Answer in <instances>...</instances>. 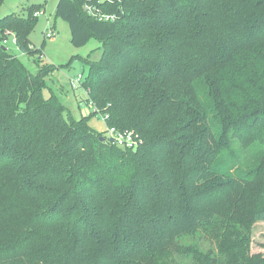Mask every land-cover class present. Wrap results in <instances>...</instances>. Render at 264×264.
I'll return each instance as SVG.
<instances>
[{
  "label": "trees",
  "instance_id": "1",
  "mask_svg": "<svg viewBox=\"0 0 264 264\" xmlns=\"http://www.w3.org/2000/svg\"><path fill=\"white\" fill-rule=\"evenodd\" d=\"M82 2L55 6L74 46L100 42L79 119L43 94L40 7L0 18V264H264V0H122L113 22ZM98 113L141 145L100 141Z\"/></svg>",
  "mask_w": 264,
  "mask_h": 264
},
{
  "label": "rangeland",
  "instance_id": "2",
  "mask_svg": "<svg viewBox=\"0 0 264 264\" xmlns=\"http://www.w3.org/2000/svg\"><path fill=\"white\" fill-rule=\"evenodd\" d=\"M58 0H3L0 3V18L14 13L25 16L29 7H40L41 14L37 17V23L31 31L29 38L31 43L36 47L42 48V60L55 67V71L47 78V88L43 94L48 96L54 92L66 106L65 113L74 119L92 112V108L85 101L84 94L80 90H73L70 86V78L82 73H87V65L81 59L92 53V59H98L100 52L95 50L100 46L96 38H91L86 44L74 46L70 41L69 24L60 17L55 15V6ZM47 20L54 26L55 35L52 38H45ZM7 43L4 44L11 51L19 55L22 62L32 71H36L33 59L20 54L14 40V34L7 33L4 35ZM1 42V39H0ZM2 44V43H1ZM89 124L99 132L106 129L105 122L100 116H93ZM104 135L105 132H104ZM251 252L264 255V221L253 223L251 229Z\"/></svg>",
  "mask_w": 264,
  "mask_h": 264
},
{
  "label": "built area",
  "instance_id": "3",
  "mask_svg": "<svg viewBox=\"0 0 264 264\" xmlns=\"http://www.w3.org/2000/svg\"><path fill=\"white\" fill-rule=\"evenodd\" d=\"M122 0H83L82 2V9L86 15L89 17L101 21V22H113L118 18V12L116 10L111 9L112 5L119 6ZM42 11L37 10L33 13L35 17H38ZM54 26L51 24L49 20H47L46 31L44 33L45 38H52L55 35ZM11 33L8 30L5 31L4 34ZM7 39H2V44H6ZM42 59L43 53L39 55ZM84 80V75L79 73L78 75L70 78V86L73 90H80L81 94L83 93L85 96V101L89 104L92 108V111L97 113V108L95 107L94 103L89 98V89L83 88L82 83ZM101 119L105 122L108 118L106 114H99ZM104 137L106 140L108 138H112L115 145L125 148V149H132L135 150L139 147L142 143L141 138L136 134L133 130H121L117 129L113 126H106Z\"/></svg>",
  "mask_w": 264,
  "mask_h": 264
},
{
  "label": "water",
  "instance_id": "4",
  "mask_svg": "<svg viewBox=\"0 0 264 264\" xmlns=\"http://www.w3.org/2000/svg\"><path fill=\"white\" fill-rule=\"evenodd\" d=\"M99 140H100V141H105L106 138H105L104 136H100V137H99ZM108 141L113 142V139H112V138H108Z\"/></svg>",
  "mask_w": 264,
  "mask_h": 264
},
{
  "label": "crops",
  "instance_id": "5",
  "mask_svg": "<svg viewBox=\"0 0 264 264\" xmlns=\"http://www.w3.org/2000/svg\"><path fill=\"white\" fill-rule=\"evenodd\" d=\"M44 62V61H43Z\"/></svg>",
  "mask_w": 264,
  "mask_h": 264
}]
</instances>
